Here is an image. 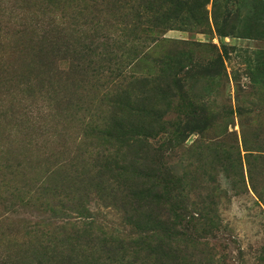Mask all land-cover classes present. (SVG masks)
Listing matches in <instances>:
<instances>
[{
    "label": "rangeland",
    "instance_id": "obj_1",
    "mask_svg": "<svg viewBox=\"0 0 264 264\" xmlns=\"http://www.w3.org/2000/svg\"><path fill=\"white\" fill-rule=\"evenodd\" d=\"M161 261L264 264V0H0V264Z\"/></svg>",
    "mask_w": 264,
    "mask_h": 264
},
{
    "label": "trees",
    "instance_id": "obj_2",
    "mask_svg": "<svg viewBox=\"0 0 264 264\" xmlns=\"http://www.w3.org/2000/svg\"><path fill=\"white\" fill-rule=\"evenodd\" d=\"M53 31V28L51 29ZM30 33L27 31V28L25 27L24 29H21L19 32H17V40L18 42L24 44V40L22 39L24 36H29ZM32 42L34 43V50H35V58H34V63H36V67H37V71H39V74H44V75H49L48 72H52V69L50 68L51 62L50 60H48V50L50 49V46H52V43H46V41H48V36L46 34H42L40 35H34L31 36ZM56 46V43L54 45V48ZM56 49V48H55ZM169 88V86L167 87ZM29 90H33L35 89V84H30L28 87ZM141 111L144 112H148L147 108L144 107L143 109H141ZM149 114V112H148ZM114 123V122H113ZM112 123V124H113ZM130 127H126L125 124H117L118 126V131H117V138L120 139L122 142H125L124 144L126 146L130 145V149L131 153H133V157H132V161L133 163L135 162V164H132L133 166V172L137 173V174H142L143 176H147L148 174L151 175L154 174L155 171V166H154V161L151 159L150 156H148L147 154H142V155H138V153L140 152H148L147 149V144H144L139 142H135L133 141L132 144H130L131 142L127 141L126 142V135L128 133V130L130 129L131 133H134L135 135H139V134H144L147 135V133H151L154 128L152 126H150L149 122L147 123H141L139 126H137V124L134 122L130 123ZM149 125V127H148ZM142 156V157H141ZM151 171V172H149ZM148 189H145V192H147ZM154 197H162L161 193H153L152 194ZM160 244L158 245V247H156V245H153L152 248L150 249L151 253L154 254L156 253L158 250L161 251V256L159 257H164V255L167 254V250L168 251H173V253L176 252V250L174 249L173 245H171L170 243H167L165 241H163V239L160 240L159 242ZM117 248L118 250L123 249L124 246V241H119V243H117ZM107 252H111L112 250H114V245L110 246V247H106ZM176 261V260H174ZM176 263V262H175ZM174 263V264H175ZM161 264H163V261H161Z\"/></svg>",
    "mask_w": 264,
    "mask_h": 264
}]
</instances>
